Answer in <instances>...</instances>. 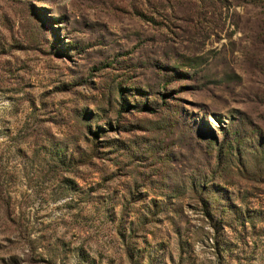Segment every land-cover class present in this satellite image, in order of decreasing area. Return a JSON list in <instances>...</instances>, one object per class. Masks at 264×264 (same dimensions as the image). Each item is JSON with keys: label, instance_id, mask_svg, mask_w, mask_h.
<instances>
[{"label": "rangeland", "instance_id": "374dc122", "mask_svg": "<svg viewBox=\"0 0 264 264\" xmlns=\"http://www.w3.org/2000/svg\"><path fill=\"white\" fill-rule=\"evenodd\" d=\"M0 264H264V0H0Z\"/></svg>", "mask_w": 264, "mask_h": 264}]
</instances>
